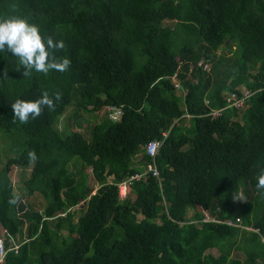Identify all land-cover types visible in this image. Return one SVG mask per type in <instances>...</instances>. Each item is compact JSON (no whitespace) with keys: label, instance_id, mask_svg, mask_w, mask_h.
<instances>
[{"label":"trees","instance_id":"trees-1","mask_svg":"<svg viewBox=\"0 0 264 264\" xmlns=\"http://www.w3.org/2000/svg\"><path fill=\"white\" fill-rule=\"evenodd\" d=\"M13 15L63 40L54 58L70 64L23 76L0 52L2 264H264V0H0ZM44 92L54 107L14 117ZM102 109L88 138L78 120ZM17 166H31L27 201Z\"/></svg>","mask_w":264,"mask_h":264},{"label":"clouds","instance_id":"clouds-1","mask_svg":"<svg viewBox=\"0 0 264 264\" xmlns=\"http://www.w3.org/2000/svg\"><path fill=\"white\" fill-rule=\"evenodd\" d=\"M64 47L63 40L43 35L39 25L30 22L25 16L0 17V52L7 51L18 58L19 69L23 68V76H30L33 71L47 74L52 70H66L70 60L66 57L54 58L55 50ZM59 98L60 94L57 93L56 99ZM44 106L54 107V100L47 92L36 99L18 98L11 104V109L14 117L24 123L39 116ZM256 186L264 191V171L259 174ZM12 202L15 203V198ZM0 238L4 239L5 249V236L0 235ZM11 238L15 243L13 248L18 250L20 245L17 238L15 236Z\"/></svg>","mask_w":264,"mask_h":264},{"label":"built area","instance_id":"built-area-1","mask_svg":"<svg viewBox=\"0 0 264 264\" xmlns=\"http://www.w3.org/2000/svg\"><path fill=\"white\" fill-rule=\"evenodd\" d=\"M177 77H178L177 74H174L173 81L175 83L176 90H179V88L182 89V85H181L180 80L177 79ZM251 95H252V92L249 89L242 88L241 94L238 92H232L227 97V100L230 103V105H235L237 107H243L245 105L247 99H249ZM108 111H109L110 118L119 119L124 112L123 105H114V104L109 105ZM213 114L219 115L220 110H218V109L213 110ZM164 135L166 138L167 132H164ZM163 142H164V139H155V140L150 141L146 146L147 152L150 155L154 156L157 153V151L159 150V148L161 147V144ZM148 171H151L153 173V175H155V176H159V174H160L156 164H154V165L150 164ZM135 178H140V175L136 174V175L132 176L130 179H135ZM129 183H130V180H124L120 183L119 187H120L121 195H123V196L126 195L127 190L129 188L128 187ZM227 222L230 224H235V225L241 224L240 218H237L236 220L229 219V220H227ZM0 254L2 257L5 254L4 239L3 238H0Z\"/></svg>","mask_w":264,"mask_h":264},{"label":"rangeland","instance_id":"rangeland-1","mask_svg":"<svg viewBox=\"0 0 264 264\" xmlns=\"http://www.w3.org/2000/svg\"><path fill=\"white\" fill-rule=\"evenodd\" d=\"M167 23L172 24L173 22L168 21ZM177 79L179 78L177 77ZM178 93H184V91L181 88H179ZM104 117H105L104 109L98 112H94L90 110L83 111L82 117L80 118V120H78V122L82 123V126H77V129L81 130L85 134V136L90 138L92 134L93 126L99 121H101ZM62 123H60L59 125L61 126ZM184 123L187 127H191L193 125V120L191 119V117H187ZM1 146H2V143L0 141V147ZM5 161H6L5 158H0V168L4 165ZM30 175H31V166L30 167L17 166L14 168L13 172L11 173V178L13 179V182H14V190L15 192L23 196V201H27V190L24 185V180L28 178ZM239 195L241 196V198L243 199L245 198L242 191L239 193ZM76 218H78V216H76ZM239 255L241 256V254ZM0 264L2 263L0 262Z\"/></svg>","mask_w":264,"mask_h":264},{"label":"water","instance_id":"water-1","mask_svg":"<svg viewBox=\"0 0 264 264\" xmlns=\"http://www.w3.org/2000/svg\"><path fill=\"white\" fill-rule=\"evenodd\" d=\"M203 60H204V59H202V60H201L200 64H202V63H203Z\"/></svg>","mask_w":264,"mask_h":264},{"label":"crops","instance_id":"crops-1","mask_svg":"<svg viewBox=\"0 0 264 264\" xmlns=\"http://www.w3.org/2000/svg\"><path fill=\"white\" fill-rule=\"evenodd\" d=\"M186 117H191V116L188 114V115H186Z\"/></svg>","mask_w":264,"mask_h":264}]
</instances>
